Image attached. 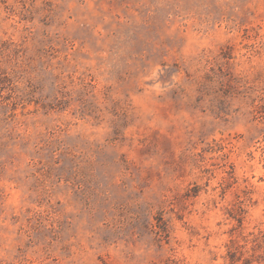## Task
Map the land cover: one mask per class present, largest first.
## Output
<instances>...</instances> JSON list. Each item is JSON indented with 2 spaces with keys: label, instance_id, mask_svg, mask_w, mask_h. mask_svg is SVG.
<instances>
[{
  "label": "rangeland",
  "instance_id": "1",
  "mask_svg": "<svg viewBox=\"0 0 264 264\" xmlns=\"http://www.w3.org/2000/svg\"><path fill=\"white\" fill-rule=\"evenodd\" d=\"M0 264H264V0H0Z\"/></svg>",
  "mask_w": 264,
  "mask_h": 264
}]
</instances>
